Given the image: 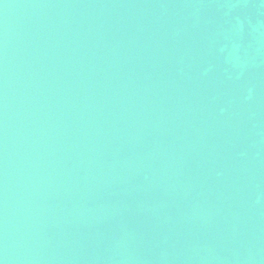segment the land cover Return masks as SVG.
<instances>
[{"label": "water", "instance_id": "water-1", "mask_svg": "<svg viewBox=\"0 0 264 264\" xmlns=\"http://www.w3.org/2000/svg\"><path fill=\"white\" fill-rule=\"evenodd\" d=\"M2 264H264V0H0Z\"/></svg>", "mask_w": 264, "mask_h": 264}, {"label": "snow or ice", "instance_id": "snow-or-ice-1", "mask_svg": "<svg viewBox=\"0 0 264 264\" xmlns=\"http://www.w3.org/2000/svg\"><path fill=\"white\" fill-rule=\"evenodd\" d=\"M0 264H2V262H0Z\"/></svg>", "mask_w": 264, "mask_h": 264}]
</instances>
